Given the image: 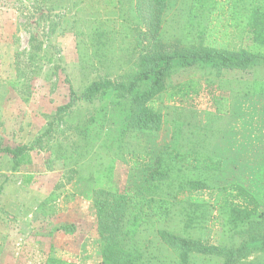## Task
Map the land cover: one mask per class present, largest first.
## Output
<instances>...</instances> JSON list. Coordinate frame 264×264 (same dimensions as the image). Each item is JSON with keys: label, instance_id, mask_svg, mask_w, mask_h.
Returning <instances> with one entry per match:
<instances>
[{"label": "trees", "instance_id": "1", "mask_svg": "<svg viewBox=\"0 0 264 264\" xmlns=\"http://www.w3.org/2000/svg\"><path fill=\"white\" fill-rule=\"evenodd\" d=\"M84 1H33L38 17L31 24L30 16L26 24L28 67L41 69L42 61H54L45 30L54 33L56 16L80 13ZM93 1L107 2L115 20L108 16L78 28L82 74L103 61L124 74L90 78L80 93L70 86L69 101L30 146H0V152L14 170L30 163L31 151L44 148L43 137L68 116L74 141L48 146L56 158L72 164L69 182L77 179L75 189L93 201L102 264H264V0ZM221 15L233 26L244 21L239 48L218 39ZM119 52L126 65L133 62L131 71L115 59ZM20 64L16 61L18 77L25 75ZM186 68L211 73L210 88L223 73L232 77L218 81L214 90L223 94L214 93V110L191 109L182 117L173 109L167 119L156 107L157 97L171 86L172 75ZM200 87L192 80L179 89L189 96ZM85 105L92 109L77 107ZM166 120L177 126L175 147L158 141ZM110 158L129 164L123 190L93 185L95 172L108 169ZM232 188L249 203H224ZM200 190H211L214 202L180 198ZM57 199L53 192L43 203ZM217 220L221 234L213 244ZM55 230L76 229L61 224ZM44 264L76 263L52 253Z\"/></svg>", "mask_w": 264, "mask_h": 264}, {"label": "rangeland", "instance_id": "2", "mask_svg": "<svg viewBox=\"0 0 264 264\" xmlns=\"http://www.w3.org/2000/svg\"><path fill=\"white\" fill-rule=\"evenodd\" d=\"M33 1L0 0V146L2 147L30 146L37 136L42 134V130L48 127L47 122H52V115L57 108L69 101L70 86L80 93L90 78L124 74L122 73L124 70L117 71L115 66L111 67L105 61L92 68L86 75V80V76L82 74L78 47V40L82 35L76 34L78 28L85 29L92 20L107 19L108 16L115 20L114 16L108 13L110 5L107 2L93 0H85L80 13L65 12L61 13V18L56 16L59 20L58 27L54 33H47L48 31L45 30L44 37L48 56H53L54 61L52 63L42 61L41 69L35 65L28 67L30 32L26 24L30 16H34L31 24L37 22L38 17L33 8ZM243 24L244 21L236 20L233 26L226 15H221L217 23L219 26L216 35L219 40L222 37L228 39L231 47L239 48L243 44L241 39ZM115 59H121L126 70H132L133 62L132 65H126L125 55L119 52ZM16 61H20L24 69L25 75L22 77H18ZM56 64L60 67L54 72L52 68ZM231 74L223 73L216 78V82L231 79ZM211 77L212 74L206 70L194 68H186L173 74L170 79L171 86L157 97L155 103L157 109L165 114L167 119L173 109L182 117L188 116L191 109L200 112L214 110V93L217 96L223 93L220 89L214 90L217 88L216 82L213 88L206 85ZM192 80L201 87L198 92H192L188 96L179 88ZM77 107L83 111L92 109L89 105L83 108ZM231 117L232 115L228 114L225 121L228 123ZM69 124L67 115L63 120L55 122L53 134L43 137L44 148L32 150V161L19 166L16 170L13 169L14 164L7 154L0 152V203L5 209L0 212V264H44L48 255L52 253L66 257L76 264H102L99 239L95 230L93 201L81 195L80 190L75 189V185L79 184L76 183L77 179L69 182L68 175L72 164L66 165L63 160L56 158L48 146L55 140L58 143L74 141L73 133L68 130ZM176 127L175 123L166 120L158 141L175 147L178 139ZM108 164V169L95 172L94 187L123 190L129 179V164L116 158H110ZM46 170L54 172L50 175L51 180L48 183L40 178ZM42 185L47 186L40 192ZM60 185L61 187L57 188ZM78 187L85 188L83 184ZM53 192L58 199L44 204V200ZM42 197L45 199H41ZM180 198L197 203L214 202L211 190L181 194ZM246 198L232 188L226 194L224 203L246 205L249 203V198ZM11 217L15 219L13 224L9 222ZM72 221L75 223L71 224ZM66 223L77 229L73 236L63 235V232L55 230L57 226ZM220 234V220H217L212 234L213 244L219 242ZM207 264L220 263L212 260Z\"/></svg>", "mask_w": 264, "mask_h": 264}, {"label": "crops", "instance_id": "3", "mask_svg": "<svg viewBox=\"0 0 264 264\" xmlns=\"http://www.w3.org/2000/svg\"><path fill=\"white\" fill-rule=\"evenodd\" d=\"M51 174H54V172L53 171H50V170H46L45 171V173H44V175L43 176H41L40 178L42 179V181L43 182H45V183H48V182H50V180H51V178H49V177H51L50 175ZM26 179H28V178H26ZM31 179V178H30ZM34 180H36V177H34ZM31 182H33V179H32V181ZM30 182V183H31ZM27 183H29V181H27ZM32 186V185H31ZM47 185H42V186H40V192H42L43 191V188H45ZM38 191V190H37ZM39 192V191H38ZM39 192V193H40ZM41 199H45V197H42ZM43 200L41 201V202H43ZM40 202V203H41ZM42 204V203H41ZM7 215V214H6ZM9 215V214H8ZM10 220L11 221H9L10 223L12 222V224L15 222V219H14V217H11L10 218ZM71 224H74L75 223V221H72V222H70ZM67 224V223H66ZM75 226H76V224H75ZM76 229V228H75ZM75 231H77V229L75 230ZM57 232H63V235H67V236H73L76 232H73V233H66V232H64V231H57ZM51 234H53V233H51ZM59 247V245L56 247V249ZM53 250H55L54 249V246H53ZM55 254V253H54ZM61 257V256H60ZM63 258H65V259H67L66 257H63ZM69 260V259H68Z\"/></svg>", "mask_w": 264, "mask_h": 264}]
</instances>
